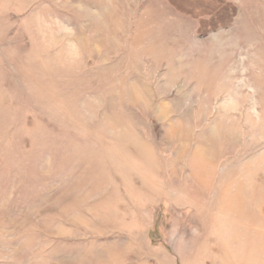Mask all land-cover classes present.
Returning a JSON list of instances; mask_svg holds the SVG:
<instances>
[{
  "label": "rangeland",
  "instance_id": "1",
  "mask_svg": "<svg viewBox=\"0 0 264 264\" xmlns=\"http://www.w3.org/2000/svg\"><path fill=\"white\" fill-rule=\"evenodd\" d=\"M0 264H264V0H0Z\"/></svg>",
  "mask_w": 264,
  "mask_h": 264
}]
</instances>
